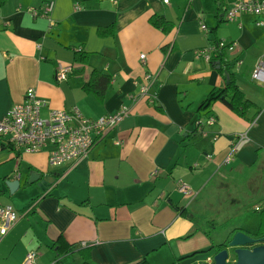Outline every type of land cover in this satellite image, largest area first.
I'll list each match as a JSON object with an SVG mask.
<instances>
[{
	"label": "crops",
	"instance_id": "crops-1",
	"mask_svg": "<svg viewBox=\"0 0 264 264\" xmlns=\"http://www.w3.org/2000/svg\"><path fill=\"white\" fill-rule=\"evenodd\" d=\"M49 1L55 6L48 17L36 18L29 11ZM237 1H4L0 119L24 101L28 89L48 102L44 117L50 109L77 108L98 120L123 106L130 114L76 166L52 168L48 149L17 154L0 139V197L6 199L0 204L26 213L0 236V264H23L32 251L38 253L33 264H80L77 252L85 248L94 264H134L144 257L150 264L207 262L215 250L197 222L202 195L209 188L240 187L239 181L260 191L264 183V87L250 78L256 63L264 61V25H259L264 15L241 14L228 22L227 9ZM153 16L166 18L170 31L154 27ZM201 24L215 32H203ZM111 25L113 35H99ZM213 39L236 44L226 55L239 88L255 105L249 119L237 117L220 101L199 109L210 92L226 84L218 67L202 55ZM76 47L89 53L86 64L75 62ZM236 62L242 65L235 67ZM59 63L74 68L66 80L56 77ZM95 70L112 79L104 101L84 89ZM149 74L156 75L150 88L155 100L139 99ZM209 117L216 118L212 126L206 125ZM244 133L247 142L232 153ZM32 173L54 181L41 189L40 181L29 183ZM17 178L20 187L10 194L5 183ZM180 181L197 196L181 194ZM231 199V204L241 202ZM258 202L263 207V194ZM60 237L72 253L58 258L54 243Z\"/></svg>",
	"mask_w": 264,
	"mask_h": 264
},
{
	"label": "built area",
	"instance_id": "built-area-1",
	"mask_svg": "<svg viewBox=\"0 0 264 264\" xmlns=\"http://www.w3.org/2000/svg\"><path fill=\"white\" fill-rule=\"evenodd\" d=\"M164 4L169 0H162ZM55 6L54 1L46 2L39 9H29L37 17H48ZM241 14H251L261 17L264 15V0L237 1L227 9L226 19L228 22L235 21ZM259 25H264L259 22ZM203 32L209 33L206 25L201 24ZM235 43L225 44L219 42L218 48L233 50ZM217 46H209L203 50L202 55L207 60H211L213 52ZM145 60V55H141ZM242 62H236L235 67H240ZM73 66H64L59 63L56 67V77L58 80H66L69 73L73 71ZM251 80L264 87V61L259 60L251 74ZM156 81V75L149 74L145 77V82L139 90V99L147 98L155 100V96L150 94V88ZM48 107V102L39 97L34 89H28L22 103L14 105L7 115L0 119V139L6 144L13 146L15 152L37 154L48 151V165L52 168H60L66 165H78L89 157L95 144L130 114V109L126 106L111 115L104 116L98 120L86 118L77 108L71 111L50 109L47 116H43V109ZM216 123L215 117H209L206 125L212 126ZM255 125V121L251 122ZM247 134H241L233 145L232 153L240 149L242 144L247 142ZM229 156L226 161L231 160ZM177 190L188 197H196L197 194L192 188L180 181ZM258 210V208H256ZM26 213L18 212L11 204L0 205V236H5L10 229ZM38 257L35 251L29 252L23 264H33ZM212 262V257L207 260Z\"/></svg>",
	"mask_w": 264,
	"mask_h": 264
},
{
	"label": "trees",
	"instance_id": "trees-1",
	"mask_svg": "<svg viewBox=\"0 0 264 264\" xmlns=\"http://www.w3.org/2000/svg\"><path fill=\"white\" fill-rule=\"evenodd\" d=\"M5 0H0V6L4 3ZM151 23L154 27L163 30L164 32H169L171 29V25L169 22L166 21V18H163L161 16H153L151 18ZM115 31V25H111L107 28H101L99 30V35L102 37L113 35ZM215 32V29L209 30V33ZM214 46H217V51L211 53V63L213 67H218V70L220 73L225 77L226 84L223 88H220V90H214L208 94L206 99L202 102L200 105V110H208L212 105L218 101L222 102L223 105L228 107L234 114L237 115V117H240L242 119H249L247 116L252 108L255 107L253 102L248 100L242 90L239 88L237 81H236V74L232 71L230 62L227 60V48H218L219 41L217 39H213ZM75 52V62L80 64H86L90 58L89 53H86L82 48H74ZM111 77L103 74L100 71H92L91 78L87 84H84V89L87 93L95 95L98 99L101 101H104L106 96L107 89L109 87V83L111 82ZM200 125L197 126L199 129ZM197 129V130H198ZM196 130V131H197ZM3 147L10 148L12 151H15L13 146L8 144L2 143ZM17 154H20L17 152ZM34 210V207H33ZM186 210H184L183 213H185ZM257 214V217L255 220L254 228H246V227H240L235 228L231 236L238 231H242L243 233H246L247 235L251 236L252 238L261 239L264 238V204L261 209L254 211ZM188 215V214H187ZM253 222V221H252ZM250 222V223H252ZM250 225V224H249ZM209 235V234H208ZM229 241V238L225 241V243H221L218 245H214L210 249H214L216 252H220L226 247V242ZM57 249V255L58 258H61L63 255H67L72 253L71 246L65 243L63 237H60L57 242L54 243V248ZM208 250L207 253L210 251ZM90 249L85 248L81 249L77 252L78 257L80 259V264H94L90 259ZM206 253V252H203ZM195 254H192L188 257H193ZM188 257H186L188 259ZM56 264H62L60 261ZM134 264H150V262L147 260V258H142L139 261H137Z\"/></svg>",
	"mask_w": 264,
	"mask_h": 264
},
{
	"label": "rangeland",
	"instance_id": "rangeland-1",
	"mask_svg": "<svg viewBox=\"0 0 264 264\" xmlns=\"http://www.w3.org/2000/svg\"><path fill=\"white\" fill-rule=\"evenodd\" d=\"M255 181L259 183L261 179ZM239 182H241L240 187L224 189L222 192L218 191L219 193L214 192V189L211 192L212 188H209L208 193L202 195L203 197L200 199H203V202L201 203L202 208H200L201 214L197 216V222L204 227L214 245L221 244L224 240L226 241L231 235L232 232L230 233V231L233 228L246 227L249 226L250 222L254 221L257 217L254 211L257 209H252V206H256L258 209L262 207L258 201L260 200V194L264 195V183L260 187L261 190L258 191L257 187L251 188L245 181ZM206 196L209 198L207 203ZM231 198L241 202L237 201L231 204ZM5 200L0 197V202H6ZM210 223H214L215 227L210 226ZM201 255L202 258L207 257L206 254Z\"/></svg>",
	"mask_w": 264,
	"mask_h": 264
},
{
	"label": "water",
	"instance_id": "water-1",
	"mask_svg": "<svg viewBox=\"0 0 264 264\" xmlns=\"http://www.w3.org/2000/svg\"><path fill=\"white\" fill-rule=\"evenodd\" d=\"M53 181L50 177L41 178V175L35 173H32L29 179L30 184L39 182V187L44 190ZM5 184L10 194H14L20 187L18 178L7 181ZM225 245V249L212 254L211 263L203 262L202 264H264V238H252L246 233L238 231L229 236V241Z\"/></svg>",
	"mask_w": 264,
	"mask_h": 264
}]
</instances>
